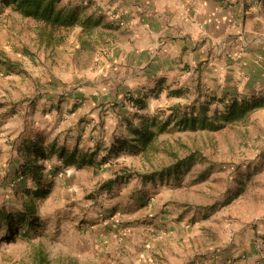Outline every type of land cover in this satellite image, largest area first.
<instances>
[{"label": "rangeland", "instance_id": "rangeland-1", "mask_svg": "<svg viewBox=\"0 0 264 264\" xmlns=\"http://www.w3.org/2000/svg\"><path fill=\"white\" fill-rule=\"evenodd\" d=\"M75 8L86 15L84 9ZM10 10L6 15L7 28L0 21V34L7 30L0 43L6 47L10 44L8 57L12 60L8 59L5 65L15 69L11 74L0 69V76L8 83H17L18 79L27 82L28 75H20L21 67L12 61L28 68L40 64L44 73L48 65H53L58 74H68L71 67L66 55L71 50L61 52V58L56 51L47 57V47L38 46L34 20L29 19L22 26L20 20L12 18ZM95 43L101 48L104 41ZM86 45L89 52H95L91 37ZM93 58V53L78 54L73 65H90ZM77 82L76 78L63 89L73 90ZM16 88L8 85L11 98ZM28 95L29 92L22 94L24 100H31ZM148 101L145 109L130 105L136 111L130 112V120L119 125L121 135L115 141H129L133 147L130 151L110 153L112 145L106 146L107 142L93 151L82 148L81 151L92 153L84 167L65 166L57 154L41 158L44 168L40 187L46 191L43 196L26 191H34L36 184L20 172L24 160L16 153L13 140L2 138L8 133L0 128V213L18 216L32 210L37 217L36 229L21 227L12 239H6L7 230L0 219V264H136L138 260L141 264H172L190 258L192 251L202 258L212 246L233 247L243 237L246 245L247 236L264 241V149L258 152L264 146V121L256 118L248 125L217 132L189 131L177 126L171 108L198 107L195 101L177 102L162 91L151 93ZM4 108L7 116L14 113V106ZM89 114L86 119L92 120V113ZM165 121L169 124L161 130ZM146 126L156 133V149L148 156L133 146L132 140L133 129ZM125 132L130 138L123 139ZM191 153L194 161L177 174L156 176L146 183L133 174H152ZM124 170L121 180L103 188L105 182ZM126 184H130L128 195L122 193ZM129 203L130 207L126 206ZM100 228H106L107 233L101 243L95 238ZM126 237L130 249L120 251L113 244L111 251H105L109 243Z\"/></svg>", "mask_w": 264, "mask_h": 264}, {"label": "crops", "instance_id": "crops-1", "mask_svg": "<svg viewBox=\"0 0 264 264\" xmlns=\"http://www.w3.org/2000/svg\"><path fill=\"white\" fill-rule=\"evenodd\" d=\"M61 3L80 7L85 14L100 19L90 36L95 52H89L82 43L81 27H75L63 44L44 51L47 57L56 51L61 58V52L71 50L66 55L71 67L68 74H58L53 65H48L44 73L40 64L28 68L21 66L22 62L12 61L21 67L20 75H28L27 82L18 79L17 83H8L0 76L3 104L0 128L8 133L2 138L13 140L16 153L24 139L37 136H42L47 144L55 143L56 147L69 150L93 151L103 142L111 146L121 135L119 125L130 120V112L136 111L130 107V99L144 98L147 104L151 93L162 91L167 96L171 90H181V96L171 98L177 102L195 101L197 105L211 103L212 112L216 107L224 109L234 100L264 101V0H62ZM8 10L0 0V21L3 20L4 28ZM10 12L22 26L28 23V18ZM5 33L7 30L0 37ZM100 40L104 44L98 48L95 42ZM9 48L10 44L6 47L0 43V69L11 74L15 68L5 65L8 59L12 60L8 57ZM89 53L94 55L92 64L74 67L73 60L78 54ZM45 54L41 56L42 62ZM76 78L73 90L63 89ZM8 85L17 87L13 98L7 91ZM44 86L58 90L43 89ZM26 92L30 93L29 101L22 97ZM8 106L15 107L9 116L4 108ZM89 113L92 120L86 119ZM256 118L264 121V107L255 111L250 121ZM124 134L123 139L130 138ZM263 149L264 146L258 152ZM122 193H130V184H126ZM126 206L130 207V203ZM104 229H98L95 235L100 243L107 239ZM250 237L247 236L246 245L243 237L233 247L212 246L202 258L192 251L190 258L172 264H264V241ZM113 244L120 251L130 249L127 237L109 243L105 251H111Z\"/></svg>", "mask_w": 264, "mask_h": 264}, {"label": "trees", "instance_id": "trees-1", "mask_svg": "<svg viewBox=\"0 0 264 264\" xmlns=\"http://www.w3.org/2000/svg\"><path fill=\"white\" fill-rule=\"evenodd\" d=\"M61 1L1 0L7 8L18 12L23 18L34 20L36 37L41 45L50 48L63 44L68 37V33L75 27H81L82 43L88 44L94 29L100 23V19H94L87 14L82 15L79 9L63 5ZM181 93V90H171L168 96L178 97L181 96ZM132 101L139 109H145L147 106L144 99L137 98ZM210 106L211 103H200L198 107L183 109L182 107L174 106L171 110L176 115L175 123L184 130L217 132L231 126L248 125L252 114L264 107V101L255 99L239 102L234 100L227 104L224 109H216L214 112L211 111ZM167 124H169L168 121L163 122L160 129L162 130ZM133 134V146H137L141 153L148 156L151 151H155L156 133L151 131L150 128L147 126L134 128ZM47 148L49 151H46ZM132 148L129 141H118L112 145L110 153L128 152ZM18 152L24 160L20 167V172L23 176L30 177L36 184L34 191H26L29 194L34 192L36 196H43L46 193L40 187L44 168L43 164L40 163L41 158H46L49 154H57L65 166L84 167L89 164L92 154L80 151L78 148L73 150H69L64 146L58 148L55 143L47 144L42 136L25 139ZM170 154L174 157L176 156L174 153L170 152ZM194 158L195 155L191 153L183 159H176L173 164L152 174H142L140 172H134L133 174L143 181L155 180L156 176L161 178L171 173L177 174L179 170L190 166ZM102 162H106V159H102ZM122 174H126V170L117 172L116 178L105 182L103 188L111 187L114 182L121 180ZM135 175L129 174L128 176ZM0 219L3 220L4 228L7 230L6 239L14 238L21 231V227L25 226L28 229H36L37 227V217L32 210L18 214V216L1 212Z\"/></svg>", "mask_w": 264, "mask_h": 264}, {"label": "built area", "instance_id": "built-area-1", "mask_svg": "<svg viewBox=\"0 0 264 264\" xmlns=\"http://www.w3.org/2000/svg\"><path fill=\"white\" fill-rule=\"evenodd\" d=\"M130 105L135 107V103L133 101L130 102Z\"/></svg>", "mask_w": 264, "mask_h": 264}]
</instances>
